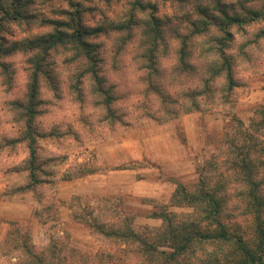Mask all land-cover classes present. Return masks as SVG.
Masks as SVG:
<instances>
[{"label": "rangeland", "instance_id": "1", "mask_svg": "<svg viewBox=\"0 0 264 264\" xmlns=\"http://www.w3.org/2000/svg\"><path fill=\"white\" fill-rule=\"evenodd\" d=\"M72 1L84 9L86 26L107 27L90 41L97 45L114 117L107 115L90 76L80 73L84 67L72 50L52 51L42 65L32 129L40 134L36 163L46 170L42 176L54 181L21 190L28 182L29 151L22 136L32 54L17 52L2 59L9 74L0 70V264H22L26 256L17 257L21 249L17 255L11 252L17 241L22 250L29 244L37 252L56 243L79 249L84 256L112 252V264H139L136 245H120L95 233L83 217L74 216L73 207L86 213L85 218H128L136 232L159 227L161 219L151 214L186 211L170 205L176 187L196 183L205 158L220 146L236 119L246 121L264 109V0H138L145 9L135 7L137 21L153 12L164 27L165 47L150 71L155 92L148 91L147 70L138 58L140 22L122 47L124 33L112 30L128 20L136 0ZM21 2L25 17L5 22L2 31L10 41L51 32L52 22L64 21L72 9L68 0ZM218 8L244 18L228 29L231 37L225 47L234 87L226 92V80L220 76L213 82L215 96L227 95L228 100L185 112V97L201 85L213 59L200 53L206 38L197 39L184 71L178 62L177 34L203 15L216 21L221 16ZM212 34H217L214 29L209 37ZM160 93L173 101L177 114L169 116ZM83 168L93 171L65 179Z\"/></svg>", "mask_w": 264, "mask_h": 264}, {"label": "trees", "instance_id": "2", "mask_svg": "<svg viewBox=\"0 0 264 264\" xmlns=\"http://www.w3.org/2000/svg\"><path fill=\"white\" fill-rule=\"evenodd\" d=\"M68 1L72 9L67 11L64 21L52 22L51 32L24 41H10L6 37L7 31L2 32L7 29L5 22L25 17L24 7L21 0H0V70L9 74V65L2 61L4 57L17 52L32 54L26 107L23 106L26 130L22 136L29 151L28 182L20 187L21 190L33 189L42 183L54 181L51 177L44 178L42 173L46 170L40 163H36V136L40 134L32 129L37 112L42 65L52 51L62 47L72 50L73 58L84 67L80 73L90 76L107 115L114 117L111 105L113 96L104 88L100 75L97 45L90 41L92 37L106 31L107 27L86 26L83 22L84 9L79 2ZM135 7L139 11L145 9L136 0L132 3L128 20L112 27V30L125 35L121 47L132 34L133 27L140 22L135 18ZM218 13L221 16L216 21L208 20L216 18L214 16L203 15L200 20L190 21V26L184 33L177 34L178 62L184 71L190 66L188 59L197 39L206 38V46L200 53L213 59L206 76L200 78L201 85L185 97V112L199 111L202 103L214 105L217 100L221 99V103L228 100L227 95L223 98L215 96L214 83L220 76L226 80V92L234 87L232 64L225 54V47L231 37L228 29L242 24L244 18L231 15L222 8H218ZM140 24L138 58L147 70L148 91L155 92L150 71L154 70L157 56L165 47L164 27L153 12ZM212 29L217 34L209 37ZM158 96L165 111L171 113L169 116L178 113L175 104L170 105L173 101L165 99V94L160 93ZM86 169L67 174L65 179L93 171ZM47 175L51 176V172L48 171ZM15 189L18 193V187ZM170 205L187 210L175 212L164 209L152 213L153 217L161 219L162 224L140 232L131 227L128 218L119 216L112 222L101 221L95 214L85 218L86 213L84 215V212L71 206L74 216L83 217L95 233L120 245H136L139 264H264V109L257 110L246 121L235 120L220 146L205 158L196 183L192 187L179 184L171 196ZM35 214L39 215L38 209ZM22 247L17 241L11 248V252L15 254V251L21 249L18 252L20 256H17L19 259L22 255L26 256L22 264H112L111 258L114 256L112 252L105 251L84 256L79 249L58 246L56 243L37 252L31 250L33 246L29 244L23 250ZM192 257L193 260L190 261Z\"/></svg>", "mask_w": 264, "mask_h": 264}, {"label": "crops", "instance_id": "3", "mask_svg": "<svg viewBox=\"0 0 264 264\" xmlns=\"http://www.w3.org/2000/svg\"><path fill=\"white\" fill-rule=\"evenodd\" d=\"M13 221V220H12ZM14 222V221H13ZM15 258H17V257H15Z\"/></svg>", "mask_w": 264, "mask_h": 264}]
</instances>
